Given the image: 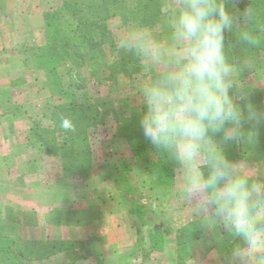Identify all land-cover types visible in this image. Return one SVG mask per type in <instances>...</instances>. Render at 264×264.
<instances>
[{"label": "crops", "instance_id": "obj_1", "mask_svg": "<svg viewBox=\"0 0 264 264\" xmlns=\"http://www.w3.org/2000/svg\"><path fill=\"white\" fill-rule=\"evenodd\" d=\"M66 1L71 0H5L0 19V234L46 253L31 264H224L218 252L228 241L221 239L219 228L209 230L186 216L192 201L179 188L178 169L170 187L160 185L157 155L139 161L127 139L116 134L119 120L139 115L140 84L158 71L139 63L136 75L110 77L108 66L120 50L118 35L136 24H124L119 17L107 21L114 47H102L96 68L66 64L57 69L64 89L97 97L100 117H105L92 129L100 135L91 146L90 177L54 175L43 145L31 142L33 109L46 106L50 111V100L41 76L32 75L13 49L44 46L43 16ZM180 2L166 0V15L146 27L162 42L169 36V9ZM92 80L99 82L97 87L89 86ZM251 80L264 88V70L241 71L237 86L252 85ZM109 101L116 114L105 111ZM235 162L264 169L263 162L243 150ZM110 171L120 173L102 175Z\"/></svg>", "mask_w": 264, "mask_h": 264}, {"label": "clouds", "instance_id": "obj_2", "mask_svg": "<svg viewBox=\"0 0 264 264\" xmlns=\"http://www.w3.org/2000/svg\"><path fill=\"white\" fill-rule=\"evenodd\" d=\"M255 19L253 8L237 15L226 0H181L169 9L167 42L140 25L123 28L117 39L123 54L158 69L139 87L140 130L176 165L179 188L192 201L186 216L219 228L228 241L218 252L224 264H264V169L231 161L222 150L253 144L264 127V105L233 91L253 58L237 65L225 49L226 33L258 48L264 38L249 27ZM63 127L72 124L65 119Z\"/></svg>", "mask_w": 264, "mask_h": 264}, {"label": "trees", "instance_id": "obj_3", "mask_svg": "<svg viewBox=\"0 0 264 264\" xmlns=\"http://www.w3.org/2000/svg\"><path fill=\"white\" fill-rule=\"evenodd\" d=\"M3 1L0 0V11ZM226 3L237 15L246 8H253L256 19L249 27L264 38V0H226ZM165 5L166 0H71L44 14L46 43L42 48H37L39 54L36 53L35 61L46 75V87L51 97L50 125L42 128L36 126L30 134L36 143L43 145L49 155L64 159V169L69 176L81 180L90 177L89 130L100 124L101 119L99 107L87 100L78 102L74 91L64 89L57 69L67 63L78 68L83 66L77 59L88 62L89 65L98 63L101 60L102 47L114 45L106 25L111 18L119 17L124 24L134 23L148 27L157 24L166 15ZM225 49L231 62L236 55L254 57L260 52L264 53V39L258 48L249 49L237 43L234 35L226 33ZM118 54V60L108 66L110 77L118 74L132 76L140 72V62L136 57L125 55L121 51ZM236 88L238 91L242 90L237 86ZM243 90L251 91L250 88ZM250 98L261 104L258 95ZM65 119L71 122V129L63 127ZM117 124V136L127 139L131 152L139 161H144L147 154L158 156L156 173L159 183L170 187L177 167L167 156L156 153L145 140L139 127V115L124 117ZM236 145L237 143H230L224 151L226 157L234 162L238 152ZM239 148V152L243 150L253 160L264 163V127L260 128L253 144H243ZM45 254L40 253L33 243H19L0 234V264H31Z\"/></svg>", "mask_w": 264, "mask_h": 264}, {"label": "rangeland", "instance_id": "obj_4", "mask_svg": "<svg viewBox=\"0 0 264 264\" xmlns=\"http://www.w3.org/2000/svg\"><path fill=\"white\" fill-rule=\"evenodd\" d=\"M245 1V0H243ZM166 6V5H165ZM61 7V6H60ZM59 7V8H60ZM5 8H6V5H5V0L3 1V7L0 11V19H2V16L4 15V12H5ZM58 9V8H57ZM56 10V9H55ZM54 11V10H53ZM51 12V11H50ZM106 25H107V22H106ZM137 25V24H136ZM108 28V27H107ZM111 33V32H110ZM112 35V34H111ZM113 38V37H112ZM45 43H46V29H45ZM113 44H114V41H113ZM105 46V45H104ZM43 47V46H42ZM42 47H34V46H23L21 49H13L14 52H18V57H19V60H24V63L26 64V62H28V65H29V69L34 71L32 73V75H35V76H41V78L43 79L44 81V86L47 90V94H48V98H49V105H51V97H50V93H49V90L48 88L46 87V75L44 73V70L40 68L39 64L36 63V53H37V48H42ZM114 47V45H113ZM102 50V49H101ZM120 51V50H119ZM39 54V52L37 53ZM119 55V54H118ZM245 57H251L253 58V61H254V68L250 71H254V72H258V71H262L264 70V53L263 52H260L258 55L252 57V56H248V55H236L235 57L232 58V62H237L238 65L240 64L241 60ZM21 58V59H20ZM22 62V61H21ZM77 62H79L80 64H82L83 66H80L79 68L76 67V66H73L71 65L72 67L74 68H77V69H83V68H88V67H91V68H96L98 66V63L96 64H92V65H89L88 62H83L81 60H78L77 59ZM69 64V63H67ZM66 65V64H65ZM251 74V77H254L255 78V75H253L252 73H249V75ZM29 75H31L29 73ZM59 76V75H58ZM39 79V77H38ZM251 84L252 85H240V86H237L239 88H241L242 90L245 89V88H250V92H247V94L250 96V97H254L256 95H258L261 99V104L264 105V88L262 86H259L258 83H256L255 81L251 80ZM85 84L87 82H84ZM98 81H91L89 86H94V87H97L98 86ZM84 84V85H85ZM97 89H95V93L99 92V91H96ZM74 91V90H73ZM234 93H238V89L235 88L234 90ZM75 92V91H74ZM75 98L78 102H83L84 100H87V102L91 103V104H94L98 107V99L97 97H87L86 95H84V93H76L75 92ZM112 99L114 100L115 98L112 97ZM111 100V98H110ZM106 104V106H104L105 108V111L108 112V114H111V113H115V109H114V106H113V103H111L110 101L108 103H104V105ZM34 112L37 111V113L39 111H43L42 113H35L33 114V117L30 119V125L31 126V130H34L36 128V126H40V128H42L43 126H49L50 125V115H51V110L49 111V109L47 110V107L46 106H43L42 109H33ZM100 110V109H99ZM120 117L122 116L119 115ZM127 117L130 116V115H126ZM124 118V117H123ZM100 122H103L105 120V117H100ZM39 128V129H40ZM95 130V128H93ZM92 131L89 130V133H90V145L91 146H94L95 145V140L98 139V136L100 135V133H97L95 131ZM31 133V131H30ZM99 134V135H98ZM30 140L31 142L36 143V140L34 139V137L31 136L30 134ZM62 140H60V144H61ZM41 144V143H39ZM237 151L240 149L239 147L242 148L243 146V143H237ZM47 153V152H46ZM148 155V154H147ZM146 155V156H147ZM151 155H154V154H151ZM47 156L49 157V161H48V170H52L51 172L55 175V174H58L59 176H64V179L66 180H74V179H77L75 177H71L68 175V172L66 171V169H64V159H62L61 156H52V155H49L47 153ZM156 156V155H155ZM158 161H159V158L158 156H156ZM55 160H59L58 163L55 162ZM158 168V167H157ZM123 170V169H122ZM157 170V169H156ZM120 173V171L116 172V171H110L108 173H103L102 175L104 176H117L118 174ZM121 173H126V170L124 169ZM19 243H25V242H19ZM36 248L39 249V247L36 246Z\"/></svg>", "mask_w": 264, "mask_h": 264}]
</instances>
